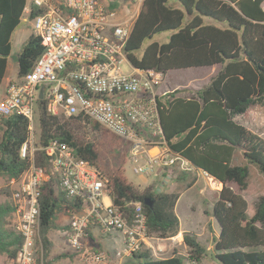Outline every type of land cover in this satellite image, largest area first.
<instances>
[{
    "label": "trees",
    "instance_id": "1",
    "mask_svg": "<svg viewBox=\"0 0 264 264\" xmlns=\"http://www.w3.org/2000/svg\"><path fill=\"white\" fill-rule=\"evenodd\" d=\"M27 4L28 0H0V90L12 52V37ZM38 13L40 10L32 5L29 20ZM167 31L173 32L167 43L152 42L138 55L146 41ZM43 52L40 39L32 34L17 58L20 77L32 70ZM126 52L135 68L162 75L173 70L221 66L210 84L193 95L181 96L175 90L159 97L158 113L170 148L223 185L213 208L221 228L215 246L218 264H264V195L250 214L245 198L228 186L234 183L247 190L251 166L264 176V138L235 120L256 104H264V0H145ZM0 124V176L18 179L30 167V161L21 157L29 121L14 114L1 118ZM94 128L99 129L97 125ZM56 139L72 146L107 179L116 206L143 203L149 235L170 239L180 233L176 213L179 194L155 192L152 187L139 191L128 181L125 166L129 143L105 130L89 140L77 118L53 116L42 102L40 144L46 146ZM237 153L242 154L244 163L234 164ZM36 162L47 165L44 153L38 154ZM2 194L0 190V197ZM147 198L153 199L152 206L144 203ZM40 203L43 264L75 258L69 252L52 258L49 238L53 230L68 229L58 222L59 214L74 208V204L64 194L56 196L52 179L43 186ZM13 213V204L0 202V255H6L8 261H16L23 244L16 230L4 228ZM183 243L190 262L201 264L208 251L197 236L184 232ZM123 264H184V258L175 254L158 259L146 250Z\"/></svg>",
    "mask_w": 264,
    "mask_h": 264
},
{
    "label": "built area",
    "instance_id": "2",
    "mask_svg": "<svg viewBox=\"0 0 264 264\" xmlns=\"http://www.w3.org/2000/svg\"><path fill=\"white\" fill-rule=\"evenodd\" d=\"M144 2L30 0L26 11L30 13L32 5L40 10L30 23L44 52L29 73L8 82L0 98V119L17 114L29 121L21 157L30 167L10 181L16 231L23 244L9 264H43L40 199L49 179L56 196L64 194L74 204L65 209L69 222L63 233L82 264H123L139 252H153L159 241L148 234L143 203L116 206L107 179L72 146L58 139L40 144L42 102L53 116L77 118L90 128L97 125L129 143L128 159L138 175L158 177L161 169L174 167L198 171L164 138L157 103L163 75L135 68L127 56ZM124 63L131 73L122 70ZM39 153H44L46 166L37 164ZM93 228L111 239L110 249L91 243Z\"/></svg>",
    "mask_w": 264,
    "mask_h": 264
},
{
    "label": "rangeland",
    "instance_id": "3",
    "mask_svg": "<svg viewBox=\"0 0 264 264\" xmlns=\"http://www.w3.org/2000/svg\"><path fill=\"white\" fill-rule=\"evenodd\" d=\"M28 20V14L25 13L20 26L12 37V52L8 57V66L4 83L1 87L0 98L3 95L4 86L9 80H20L17 58L31 34V26ZM206 21L209 20L206 18ZM172 33V31L163 32L156 35L151 41H146L138 55H141L142 51L152 42L167 43ZM220 68L221 66L217 65L209 68H189L170 71L167 75L162 76L164 82L158 90L159 97L163 98L167 93L174 92L175 90L180 92L179 95L189 97L196 91L208 86ZM122 70L125 73L132 72V69L125 63L122 65ZM235 120L264 138V104H256L250 108L247 114L236 116ZM36 126L39 127V124L36 123ZM103 130L101 128H90L88 125L81 123V131L89 140L98 138ZM2 131L0 124V137L2 136ZM241 163H244L243 156L241 153H237L234 164ZM125 168L128 181L137 190L143 191L149 185H153L152 187L156 192L178 193L180 196L176 205V213L180 219L181 231L176 237L170 239L156 237L159 241L156 242V249L152 252L153 256L160 259L178 254L184 258V264H192L188 259V248L183 243L184 232H191L197 236V239L208 251L201 264H218L215 259V246L221 228L213 215V208L219 198V191L223 188V185L221 183L220 185L216 180L211 182L210 176L204 172L195 170L183 171L178 167L161 169V173L167 176L166 179H163L162 174H159L158 177H147L136 174L129 159ZM250 170L251 181L247 190H241L234 183H229L228 186L235 193L241 194L245 198L248 202L249 213L253 214L259 198L264 195V176L258 172L255 166H251ZM194 178H196L195 184L189 188L188 184ZM10 181L8 177L0 176V190H3L0 202L3 204H13V189ZM58 222L61 225H68L69 218L66 211H61ZM4 228L9 231L12 229L16 230L14 215L7 217ZM49 237L53 244L51 250L52 258L69 252L70 246L67 236L62 230L51 231ZM108 241V244L112 246L113 242L111 239H108ZM6 257V255H0V264L9 263ZM73 263L72 259L65 258L57 261L55 264Z\"/></svg>",
    "mask_w": 264,
    "mask_h": 264
},
{
    "label": "crops",
    "instance_id": "4",
    "mask_svg": "<svg viewBox=\"0 0 264 264\" xmlns=\"http://www.w3.org/2000/svg\"><path fill=\"white\" fill-rule=\"evenodd\" d=\"M30 5V1L28 2V4H27V7ZM26 7V8H27ZM25 13L26 14H28V18H29V13L26 11V9H25ZM24 17V16H23ZM23 20V19H22ZM29 21V23H30V20H28ZM30 26H31V23H30ZM16 32V31H15ZM14 32V33H15ZM14 35V34H13ZM32 35V28H31V34H30V36ZM30 38V37H29ZM29 38H28V40H29ZM27 40V41H28ZM27 43V42H26ZM25 43V44H26ZM167 75V74H166ZM9 81H12V80H9ZM8 81V82H9ZM8 82H7V84H8ZM164 82V81H163ZM3 83H4V80H3ZM6 84V85H7ZM6 85L4 86V90H5V87H6ZM2 86H3V84H2ZM1 91V90H0ZM4 92V91H3ZM157 151H158V149L157 148H154V149H152L151 150V152L153 153V154H155V153H157ZM198 172H200L199 170H198ZM209 179H210V181L212 182V181H215V179L214 178H212V177H209ZM220 184V183H219ZM221 185V184H220ZM148 186V185H147ZM153 185H149L148 187H152ZM147 187V188H148ZM153 188V187H152ZM153 190H154V188H153ZM156 192V191H155ZM65 211V210H64ZM68 215V214H67ZM69 218V217H68ZM50 235V234H49ZM180 237V236H179ZM50 238V237H49ZM91 243H93V244H95L98 248H100L101 250H104V251H106L107 249H110L111 248V245H109L108 244V239H106L105 237H104V235L101 233V231L98 229V228H93L92 229V231H91ZM69 252L71 253V249H69ZM7 258V257H6ZM73 261H74V263L73 264H82V262L80 261V260H78L77 259V257H75V258H73L72 259ZM10 262V261H9ZM9 264V263H8Z\"/></svg>",
    "mask_w": 264,
    "mask_h": 264
},
{
    "label": "water",
    "instance_id": "5",
    "mask_svg": "<svg viewBox=\"0 0 264 264\" xmlns=\"http://www.w3.org/2000/svg\"><path fill=\"white\" fill-rule=\"evenodd\" d=\"M144 203L147 206H152L153 205V199L152 198H147V199H145Z\"/></svg>",
    "mask_w": 264,
    "mask_h": 264
}]
</instances>
